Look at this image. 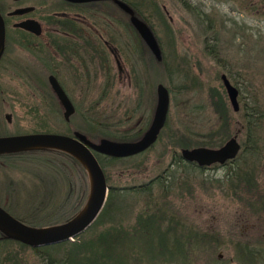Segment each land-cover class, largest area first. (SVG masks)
<instances>
[{
    "label": "rangeland",
    "instance_id": "374dc122",
    "mask_svg": "<svg viewBox=\"0 0 264 264\" xmlns=\"http://www.w3.org/2000/svg\"><path fill=\"white\" fill-rule=\"evenodd\" d=\"M127 1L135 5L140 16L150 24L163 62L149 52L127 17L111 0L100 5L98 2V5H85L82 8L89 11L100 9L112 13L114 22H108L111 27L103 23L105 19H94L91 15L87 19L94 26H104L103 37L115 47L118 62L104 44L95 57L90 56L95 53L93 47H88L85 76L77 77L68 63L57 65L59 77L75 105L68 122L64 121L62 109L50 92L46 75L44 77L47 70L54 68L44 49H41L43 59L37 60L23 50L7 54L3 63L13 65L16 70L0 69V133L68 131L70 125V130L83 132L94 141L125 131L127 137L137 138L151 120L156 84L166 85L169 91L167 119L153 145L132 156L102 159L107 184L117 187L149 182L168 166L175 168L171 163L173 148L179 151L181 147L201 145L198 138L221 124L218 108L226 111L228 120V134L221 143L235 133L239 142L246 137L244 108L251 111L252 107H257L264 114V0ZM30 2L23 0L21 4ZM47 25L48 22L42 23V35ZM11 27L9 23L8 28ZM8 36L13 39L15 34L11 32ZM26 48L36 53L34 48ZM222 72L238 87L237 109L229 102L220 78ZM6 112L11 113L10 122L4 117ZM260 120V127L255 130L256 146L263 154L253 159L258 169H261L259 161L264 160V116ZM184 134L189 135L190 142L181 146L177 140ZM16 154L0 152V201L9 193L5 207L10 213L22 216L29 224L39 225L62 220L63 215L75 210L80 200L82 202V190L75 189L80 188V175L66 157L60 164L55 154L42 151ZM215 164L216 167L199 169L182 167L180 163L173 176L166 180L170 209L181 223L178 226L183 233H192L198 240L193 239L188 257L176 259L172 254L173 259L139 239L119 249L117 264H241L246 245L264 251V210L250 212L227 189L226 181L221 186L217 179L222 178L228 163ZM258 174L261 189H264V170H259ZM151 189L161 193L157 183H153ZM127 194L124 204L133 207L123 213L125 224L133 222L135 212L150 198L148 191ZM166 214L172 216L171 212ZM98 225L87 230L84 236L79 233L69 240L97 236L103 230L102 224ZM43 247L57 257L64 253V246ZM261 256L257 264H264V255ZM44 263L31 246L0 241V264Z\"/></svg>",
    "mask_w": 264,
    "mask_h": 264
},
{
    "label": "trees",
    "instance_id": "16d2710c",
    "mask_svg": "<svg viewBox=\"0 0 264 264\" xmlns=\"http://www.w3.org/2000/svg\"><path fill=\"white\" fill-rule=\"evenodd\" d=\"M182 1H184L185 3L187 2L186 0ZM127 3L131 6L133 12L140 16L139 10L135 7V5L128 1ZM148 25L150 26L149 23ZM158 61L163 62L162 59ZM218 111L222 115L220 126L218 128L215 127V129H213V131L208 135L199 137V144L218 145L221 143L220 141L228 134L226 126L228 121L226 117V111L222 109L220 110L219 108ZM243 115L245 125L247 127L245 133L246 137L240 141L241 148L238 154L234 158L229 159L223 163H228L226 172L224 173L222 178H218L217 180L221 182V186H224L225 183H227V189H230L232 194H235V196L249 208L250 212L257 213L264 210V198H259L260 189L262 187L258 177V171L264 170V160L259 161V167H261V169H258L256 167L255 160L253 159L260 157L263 154V150L260 149L259 146H256L258 140L256 139L255 130L259 129L261 121L260 119L264 116V114H262V111H259L257 107H252L251 111H247L246 108H244ZM89 118L91 120L94 119V117L91 115L89 116ZM122 134L111 135L108 137L118 140L134 139L127 137L128 132L126 131ZM188 136V134L187 137L184 134L183 136L179 137L177 143L179 142V145L181 146L187 145L190 142ZM257 138L259 139V136H257ZM34 151H42L46 154L49 153L52 155L55 154V160L60 164L63 163V157H66L71 165L78 170V173L80 175L79 183L81 185L80 188L75 185V187L77 186V188L75 189L82 190L80 194L82 202L80 200V203L77 205V208L75 210H73V208L71 211L69 210L67 212L68 214L66 213L65 215H63L62 220H66L82 207L87 198L89 182L86 171L83 165L74 156L61 150L47 147H38L15 150L14 152L17 153L16 155H19L31 153ZM96 156L101 165L102 159L115 160L121 158L108 156L98 152L96 153ZM171 163L172 165L175 164L176 167L171 169V167L168 166L162 173L155 175L154 179L149 182L126 187H117L112 184L109 185L107 198L103 205V208L101 209L96 219L84 231L81 232L84 236L87 230H91L96 225L102 224L101 226H103V230H101L97 236L93 238H84L82 236V238L84 239L80 241L67 239L58 243L43 245L45 247L55 245H57L58 247L64 246V253L60 257L54 256L52 253H49L48 251L43 249V246L37 247L36 249L33 248L34 251L37 252L38 255L43 259V261L45 262L44 264H117L116 257L119 256V249L125 248V245H127L128 243L133 244V241L135 240L144 239L151 246H154L157 251L160 250L161 252H163L164 255L172 256V254H175L176 259H180L183 256L188 257V249L191 247V244H193V239L195 242H197L198 240L194 238V235H192V233H183L180 226H178L181 225V223H179L180 221H178V218L175 217V211L170 209L172 208L170 201L171 198L168 197L170 194V190L167 189L168 185L166 184V180L167 177L173 176L174 169H178L177 166H179L178 164L180 163L182 164V167H192L199 169L207 166H199L193 161L184 160L180 155V152L175 148H173L172 150ZM212 165V167H216V164ZM180 170L182 169L180 168ZM105 176L107 178L106 174ZM179 177L180 175L177 176V181L179 180ZM224 181L226 182L224 183ZM153 183H157L159 187H161V189H159V191H161L160 194L152 192L153 189L151 188ZM69 189H73V187L69 186ZM130 191H148L147 195H150V198L145 200L144 206H142L141 209L135 212L133 222L125 224L123 213H125L126 210L131 211V207H133L132 205H128L127 203L126 205L124 204V202L126 201V196L128 195L127 193H130ZM167 212H171L172 216H168L166 214ZM18 218L25 222L28 221L22 216ZM203 234L201 236H203ZM0 241L18 242L21 245L30 246L16 239L4 236L1 231ZM203 242H205V240ZM251 248H254V246L246 245L247 250H254ZM257 249L259 250V248Z\"/></svg>",
    "mask_w": 264,
    "mask_h": 264
},
{
    "label": "water",
    "instance_id": "95a60500",
    "mask_svg": "<svg viewBox=\"0 0 264 264\" xmlns=\"http://www.w3.org/2000/svg\"><path fill=\"white\" fill-rule=\"evenodd\" d=\"M92 1V0H70ZM128 11L130 22L140 34L156 59L161 52L148 23L135 14L124 0H115ZM34 33H40L39 22L34 18H25L16 23ZM5 41V24L0 13V55ZM229 102L233 109L238 108V88L229 80L226 73L220 74ZM50 85L63 106V115L68 118L74 112V105L54 75H49ZM156 102L151 120L142 132L134 139H112L102 136L97 141L91 140L83 132L74 130L71 135L59 132H25L0 134V152L15 151L27 148L47 147L64 151L74 156L84 167L88 182V194L82 207L66 220L32 225L11 214L0 205V231L4 236L16 239L30 246H42L58 243L84 231L98 216L106 201L109 185L104 170L96 153L114 157H125L137 154L150 147L163 127L169 106V91L163 82L155 87ZM8 116V115H7ZM241 148L236 135L226 138L218 146L196 145L181 147L179 152L186 161H193L199 166H210L213 163L223 164L234 158Z\"/></svg>",
    "mask_w": 264,
    "mask_h": 264
},
{
    "label": "flooded vegetation",
    "instance_id": "af4514ba",
    "mask_svg": "<svg viewBox=\"0 0 264 264\" xmlns=\"http://www.w3.org/2000/svg\"><path fill=\"white\" fill-rule=\"evenodd\" d=\"M23 0H0V13L2 14L4 24H5V41L3 50L0 55V69L8 70V69H15L12 68L13 65H7L3 63V58L7 54L16 53L18 50H23L27 54H30L32 59H43L41 55V49L45 50V55L48 56L49 60L53 63L54 68L51 70H47L44 74L46 75L45 80L47 79L49 89L51 94L56 98L59 103V106L62 109V116L65 122L70 120L71 115L75 112V105H74V112L66 118L63 115V106L58 100L55 92L53 91L50 82H49V75H54L65 93L71 99L68 88L64 85L61 78L59 77V73L57 70V65L61 62L68 63L73 67V70L76 72V76H85L86 74V60H87V49L88 47H93L95 53H92L90 56L95 57L98 53H100V48L102 45H107V48L112 52L115 57V47H113L109 42L108 38L103 37L104 29L102 26H94L93 23H90L87 19L88 15H91L94 19L99 17L100 19H105L103 23L108 26V22L113 24L114 21L111 20V14L108 11L94 9L88 10L84 9L85 5L91 6V3H95L96 5H100L103 1L108 0H92V1H70V0H31L28 4H21ZM119 9L120 11L127 17V21L129 24L130 22V14L128 11L121 8L115 0H111ZM65 2L67 4H62ZM98 2V3H96ZM93 5V4H92ZM140 19L144 20L141 16L137 15ZM113 17V16H112ZM25 18H34L36 19L41 27L40 33H34L28 29H25L16 23ZM145 21V20H144ZM48 22L47 28L44 29L42 23ZM96 22V21H95ZM9 23L11 24V28H8ZM98 25L100 22H97ZM105 25V26H106ZM132 25V24H131ZM134 31L138 34L139 39L145 45L146 43L137 32L135 27L132 25ZM13 29V31H11ZM113 29V28H112ZM153 31V30H152ZM13 32L15 37L9 38V33ZM156 37V36H155ZM157 40V38H156ZM13 42V44H11ZM158 42V40H157ZM109 45V46H108ZM159 45V43H158ZM17 47L15 49L14 47ZM29 46L30 48H34L36 51L33 52L31 49H27L26 47ZM160 48V45H159ZM150 53L151 50L148 48ZM47 51L49 53H47ZM161 52V48H160ZM47 53V54H46ZM153 55V53H152ZM154 56V55H153ZM59 57V59H57ZM156 59V56H154ZM115 61L118 62V58L115 57ZM12 66V67H11ZM15 67V66H14ZM14 72V70H13ZM8 115V116H7ZM5 119L10 122L11 121V113L6 112L4 114ZM71 126L69 125L68 131L65 130H56V131H49V130H35L30 132H59L63 134L71 135L74 130H70ZM70 131V132H69ZM28 132V131H26ZM10 133H25V132H9V133H0V134H10ZM85 134V133H84ZM8 195L4 197L3 202L0 201V205L7 209L5 206L8 205ZM259 198H264V189H260V196ZM12 214V213H11ZM15 216V215H14ZM48 224V223H46ZM43 246V245H42ZM32 248H37L40 246H31ZM245 255L241 264H257L261 260L262 256L264 255V251L260 250H247L243 252ZM247 255V256H246ZM209 264V263H206Z\"/></svg>",
    "mask_w": 264,
    "mask_h": 264
}]
</instances>
